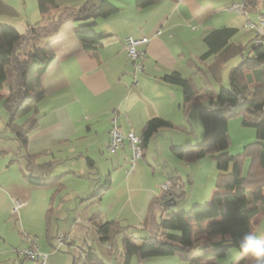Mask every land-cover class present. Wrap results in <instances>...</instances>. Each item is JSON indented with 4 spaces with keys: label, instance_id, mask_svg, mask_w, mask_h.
Instances as JSON below:
<instances>
[{
    "label": "crops",
    "instance_id": "obj_1",
    "mask_svg": "<svg viewBox=\"0 0 264 264\" xmlns=\"http://www.w3.org/2000/svg\"><path fill=\"white\" fill-rule=\"evenodd\" d=\"M98 1L84 0L83 4L96 5ZM108 1L117 8V12L107 18L94 21L95 25L92 29L101 35L98 40L85 42L78 39L75 32L79 23H75L71 17L63 19L56 32L48 38L54 51V58L41 80L44 96L35 104L29 118L24 119L22 126L14 125L17 129L30 127L26 145L21 149L24 165L20 172L25 183L36 187L24 179V171L35 177L45 175L50 178L60 177V185H47L52 186L59 195L65 189L63 178H67V182H71L73 186L66 192L67 199H64V204L58 206L56 213L60 214L55 222L53 223L52 217L46 216L45 231L34 233L42 239L41 245L36 242L34 244L40 252L48 254L50 264L70 263L66 254H58L60 251L54 250L58 235L67 238L63 250L71 252L76 248L74 251L79 256H75L73 252V264L75 261H77L76 264H95L99 259L97 255L93 253L92 257V251L89 250L87 252L89 255L83 257L85 250L79 247L78 243L81 245L83 240L87 243V239L92 242L89 237L93 236L102 244V247L107 244L100 240L96 231L97 225L107 221H114L119 225L113 236L115 243L116 234L121 230L120 218L128 207V204L125 206L122 204L121 208L119 205L125 203L127 198V203L133 204L132 206L135 202H139V199L143 200L140 211L132 209V214L145 231H150L148 222H153L155 227L157 226L154 207L159 205V198L164 196L158 189L162 178H155L153 174V181L142 185L143 163L137 166L141 172L126 173L124 176L126 159L129 158L128 145L125 142L122 149L114 153L108 151L109 131L115 121L123 134L132 131L141 136L149 120L158 118L169 122L172 125L171 128L160 129L147 143L142 158L145 161L146 151L151 144L156 148H158L156 144H162L161 148H164L163 144L167 143L168 138L165 142V139L160 141L159 137L166 129L177 127L175 124L178 122L176 120L179 115H183L185 120L180 122L181 127H184L186 123L189 124L187 117L190 114L196 115V110L206 105L208 94L216 95L208 79L213 77L208 68L214 64L215 56L206 61H199V58L207 51L204 38L213 30L235 28L232 26L238 18L231 17L226 12L231 13L227 9L228 6L238 4L240 0ZM83 4L66 9L74 10ZM263 4L264 2L256 1L257 12L251 11L249 19L259 13L262 14L259 5L263 6ZM59 10L58 7L57 11L48 16L40 15L41 21L27 24L25 32L21 34H26L31 27L48 28L62 21L60 16L55 18ZM12 11L7 0H0V23L18 30L12 23L3 19L4 15L11 14ZM224 13L231 18L214 20L219 14ZM131 37L149 39L148 43L140 48L145 53L142 62L143 71L136 74L134 79L130 78L132 62L130 63L124 49L125 41ZM232 43L239 46L234 40ZM84 44L87 47L83 46ZM239 61L235 60L236 65ZM189 71H192L191 76H182L189 75ZM174 72L183 79L191 80L195 88L201 91L200 101L183 105L181 88L162 80L163 77ZM195 75L200 80V86L192 77ZM169 143L171 150L175 143L174 139L170 138ZM177 143L181 144L179 141ZM27 156H30L31 162L27 161ZM88 160L92 162V167L88 165ZM98 161L104 164L103 171L95 170ZM247 168L244 167V174ZM56 170L58 173L54 172ZM95 171L97 178L96 183L93 184L90 175ZM164 171H161L163 177L166 174ZM172 174V172L168 173V175ZM172 178L175 180V188L170 187V194L177 197L180 176L175 174ZM103 188L99 195L93 196ZM56 193L50 199L51 213L55 209L53 204ZM214 193L212 192L210 198ZM107 195L113 197L108 209L116 208L115 212L109 216L101 215V207L104 205L102 197ZM207 195L209 196V193ZM4 196L7 208L11 209L18 203H21L22 207L26 206V199L17 193L9 197L5 194ZM89 197L99 198L100 212L91 219H88L89 215L85 214L80 220L81 216L76 217V214L83 211L82 203ZM175 206L176 203L172 205V207ZM63 208H65L64 211ZM82 222L88 227L79 225ZM133 224L135 225L131 226H137V223ZM79 235L85 237L77 239ZM88 248L92 249L89 245ZM24 263L25 260H19V264ZM31 263L33 264L32 261ZM116 263L122 264V252ZM209 263L210 260L200 262V264ZM235 263L254 264L247 257H240Z\"/></svg>",
    "mask_w": 264,
    "mask_h": 264
},
{
    "label": "trees",
    "instance_id": "obj_2",
    "mask_svg": "<svg viewBox=\"0 0 264 264\" xmlns=\"http://www.w3.org/2000/svg\"><path fill=\"white\" fill-rule=\"evenodd\" d=\"M243 1L249 13L257 12V0ZM57 9L55 0H38V11L42 17ZM116 12L117 8L108 0H99L96 5L86 3L69 10L67 17L79 23L75 36L91 42L101 37L92 29L94 21ZM62 22L48 28H28L24 35L0 23V100L9 114L7 126H13L17 119H28L35 104L44 96L41 80L54 58L48 38ZM238 32L235 28L211 31L204 38L207 51L199 58V61H206L215 56V62L208 71L218 79L222 66L237 56L241 57L239 64L229 71L228 87H220L215 96L209 93L206 105L196 110L203 127V136L194 146V159L207 155L214 159L217 170L215 187L218 192L212 195L208 203L193 205L187 211L170 210L172 201H163L161 196L158 204L163 213H168L162 215L154 233L150 235L139 240L128 233L122 235V264H130L134 256L151 255L176 257L180 262L191 264H200L210 259L219 260L230 249L239 251L240 237L246 232H252L264 215V50H255V55H252L250 50L255 46L252 40L245 48L234 45L232 41ZM83 46L87 47L86 44ZM162 80L181 88L183 105L202 99L201 91L195 88L191 80L183 79L176 72ZM236 116L243 117L244 127L254 128L256 141L245 146L242 153L231 155L228 153V121ZM171 127L169 122L162 119L149 120L140 136L143 151L160 129ZM13 131L18 149L21 150L26 145L30 127L14 128ZM171 152L182 156V149L171 148ZM26 158L31 162L30 156ZM247 159L250 163L244 174ZM88 165L93 166L90 160ZM23 177L36 187L60 185V177H35L26 171ZM181 197H174L176 205ZM117 226L114 221L96 226L100 240L111 248Z\"/></svg>",
    "mask_w": 264,
    "mask_h": 264
},
{
    "label": "rangeland",
    "instance_id": "obj_3",
    "mask_svg": "<svg viewBox=\"0 0 264 264\" xmlns=\"http://www.w3.org/2000/svg\"><path fill=\"white\" fill-rule=\"evenodd\" d=\"M7 2L11 5L13 11L11 14L4 15L3 19H6L10 23H12V25H14L18 29V32L24 33L27 24H34L41 21V17L38 11V0H7ZM55 2L60 8V10L57 12L58 14H55V18H58L60 16L62 17L63 21V19L67 18V14L69 11L66 8L81 5L84 3V0H55ZM242 2L243 0H240L238 3L241 4ZM231 5L232 4H230L228 8ZM259 7L261 8V12L263 15L259 13L251 19L235 12H226L227 14H230L231 17L238 18L237 21L235 20L236 22L232 27H235L237 29L239 28V34L234 38V42L242 48L248 47L250 41L254 39V33L246 31L244 27L247 23V20L251 21L252 23L258 24L260 22L259 17H264V4L263 6L259 5ZM230 16H227L225 13L219 14L214 18V20H219L220 18H231ZM260 49L264 50V40L262 45H255L254 49L250 50V53L252 55H255V50ZM235 60L239 61L241 60V57L237 56L229 60L224 66H222L219 72L218 79H215L214 77H208L216 93H218L220 87H228V74L230 69L237 64ZM131 67L132 70L130 73V78L134 79V65L132 64ZM140 73L142 72H139L137 74ZM190 73H192V71H189V75L183 74L182 76H191ZM192 77L194 81L200 86L199 78L196 75ZM187 119L189 124L186 123L184 127H181L180 122H184L185 120L183 118V115H179L176 120L178 122H176L175 124L177 127L166 129L159 137L160 141H162V139H165V142L168 138L167 143L163 144L164 148H161L162 144H156L158 148H156L155 145L151 144L146 151L145 161L142 159V161H138L134 171L132 172L134 174L136 172L139 173L142 171V174L144 175L142 185H146L153 181V174H155V178H162V180L160 179V183L158 184L159 191H161V186L165 184L174 189L175 180H173L172 176L175 177V174L180 176V188H178L177 193L182 197L179 204L175 207H171L170 210L180 209L183 211H187L193 205H204L210 201V195L212 194V192H218V189H216L215 187L217 170L215 168L214 159H212L210 155H207L200 159H194V146L197 141L202 139L203 136V127L200 119L194 114H190ZM8 120L9 114L4 108L2 101L0 100V194H2V196L0 197V264H19V260H25L24 264H32L31 261H28L22 254H20V251L26 249L27 246L29 247V245H31V240L41 245V237L39 238V236H36L34 233L45 231L46 216H49V218L52 217L53 223L55 222L57 216H59L60 214L56 213L58 206L60 204H64V199H67L66 192L69 191L73 186L71 182H67V178H63V185L65 189L59 195V193L55 192V189L52 186L36 188L25 183L20 172V169L23 168L24 165L23 153H21V150L18 149L17 141H15V133L13 131L14 125L18 127L22 126L24 123V119L15 120V124L10 127L7 126ZM242 122V116L233 117L228 121V137L230 141L228 153L231 155L242 153L245 146L256 141V133L254 128L244 127L242 125ZM170 138L174 139L175 142L172 148L182 149L181 157L171 152V144L169 143ZM177 141H179L181 144H178ZM142 163L143 166L142 170L140 171L138 167L141 166ZM249 163L250 161L246 160L244 163V167H248ZM95 170L103 171L104 164H100V162L98 161L95 166ZM129 170V161L128 159H126V168L123 172L124 176H126V173H128ZM163 170H165L164 172L166 173L164 177L161 174V171L163 172ZM57 171L58 170L54 172L58 173ZM169 172H172L173 174L168 175ZM90 177L93 184L96 183V171L94 173L92 172ZM207 192L209 193V196H206V194H208ZM16 193L26 199V206H28L26 207L24 205L16 212H13V208L15 205H13V208L11 209L7 208L6 197L4 196V194L9 197V195H16ZM55 193L57 194L55 196L56 198L54 199L53 204V207L55 209L54 212L51 213L49 211L50 199ZM102 198L104 199V205L101 207V215H112V212H115L116 208L114 210H110L108 209V207L109 204L112 203L113 197H111V195H107ZM127 199L125 203H121L119 205V207L121 208L122 204L124 206L128 204V207L122 214V218H120L121 230L116 234V239L113 247L111 249H108V244H105L102 247V244H100V242H98L95 237L91 236L89 238L92 240V242L89 239L85 238L87 239V243L85 242V240L82 241L81 245L80 243H78V246L83 247L85 250V253H83V257H87L89 255L87 252L91 250V253L96 254L99 258L98 261L95 262V264H117L116 261L121 257V238L124 232H128L129 235L131 234L138 240L142 237H145L146 235L154 233L155 225L153 222H148L150 231H145L132 214V209H135V211H140L143 200L139 199V202H135L134 206H132L133 204L130 205L129 203H127ZM100 204L101 202H99V198L89 197L86 202L82 203L83 211L76 214V217L81 216L80 220H82V217L85 214H88V219H91L94 215L99 214ZM65 205H67V203H65ZM24 208L26 209V211H21ZM161 209L162 208L159 205L154 207V214L157 220V224L161 219L160 217H162L161 214L165 215L166 213H168H163ZM64 210L65 208H63V211ZM133 223H137V226H131L135 225ZM79 225L88 227L84 222ZM253 233L256 234L259 238L264 239V215L261 217L260 222L253 230ZM77 237V239H83L85 236L79 235ZM88 245L92 249L88 248ZM74 250L76 251V248H74L73 251L71 250V252L61 249L58 254H66V256H68L70 260L69 264H73V252L75 253V256H79V254H77ZM46 255L48 256V254ZM240 257L241 256L239 251L230 249L227 251L225 257L219 260L210 259L209 264H236L235 262ZM247 259H250L251 262H254L250 257H247ZM191 263L192 262H180L176 257H161L157 255L141 257L134 256L130 261V264ZM48 264H50L49 260Z\"/></svg>",
    "mask_w": 264,
    "mask_h": 264
},
{
    "label": "built area",
    "instance_id": "obj_4",
    "mask_svg": "<svg viewBox=\"0 0 264 264\" xmlns=\"http://www.w3.org/2000/svg\"><path fill=\"white\" fill-rule=\"evenodd\" d=\"M181 1V0H178ZM229 12H235L240 15L249 17V12L245 6L244 1L240 4H232L227 8ZM260 22L258 24L252 23L247 20L246 25L244 26L246 31L254 33V39L252 40L255 45H262L264 40V17H259ZM149 39L147 37H138V38H128L125 41L124 49L129 60L134 65L133 77L135 78L136 74L142 72L143 70V58L145 53L140 50L141 47L145 46L148 43ZM127 142L130 156L128 158L130 170L127 174L134 171L136 164L143 158V149L141 146V137L136 135L134 132L129 131L126 134H123L118 127L116 126L115 121H113L112 128L109 131V141H108V151L114 153L123 148L124 143ZM161 191L164 195L170 194L169 185L165 184L161 186ZM22 207L21 203L15 204L13 212H16ZM67 241V238L63 235H58L56 238V247L55 251H60ZM108 249H111L110 245L107 246ZM20 254L24 256L27 260L33 262V264H48V256L46 254L40 253L34 242L31 240V245L26 249L20 251Z\"/></svg>",
    "mask_w": 264,
    "mask_h": 264
},
{
    "label": "clouds",
    "instance_id": "obj_5",
    "mask_svg": "<svg viewBox=\"0 0 264 264\" xmlns=\"http://www.w3.org/2000/svg\"><path fill=\"white\" fill-rule=\"evenodd\" d=\"M241 257H250L254 264H264V239L252 232L244 233L239 239Z\"/></svg>",
    "mask_w": 264,
    "mask_h": 264
},
{
    "label": "water",
    "instance_id": "obj_6",
    "mask_svg": "<svg viewBox=\"0 0 264 264\" xmlns=\"http://www.w3.org/2000/svg\"><path fill=\"white\" fill-rule=\"evenodd\" d=\"M162 200L172 201V205L175 204V198L171 194H166L162 197Z\"/></svg>",
    "mask_w": 264,
    "mask_h": 264
}]
</instances>
